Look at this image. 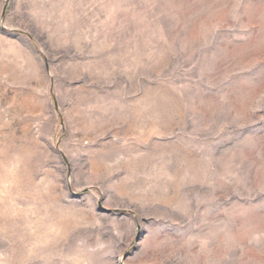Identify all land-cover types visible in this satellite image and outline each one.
Segmentation results:
<instances>
[{
	"label": "rangeland",
	"instance_id": "374dc122",
	"mask_svg": "<svg viewBox=\"0 0 264 264\" xmlns=\"http://www.w3.org/2000/svg\"><path fill=\"white\" fill-rule=\"evenodd\" d=\"M0 264H264V0H0Z\"/></svg>",
	"mask_w": 264,
	"mask_h": 264
},
{
	"label": "water",
	"instance_id": "95a60500",
	"mask_svg": "<svg viewBox=\"0 0 264 264\" xmlns=\"http://www.w3.org/2000/svg\"><path fill=\"white\" fill-rule=\"evenodd\" d=\"M4 10H5V8H4Z\"/></svg>",
	"mask_w": 264,
	"mask_h": 264
}]
</instances>
